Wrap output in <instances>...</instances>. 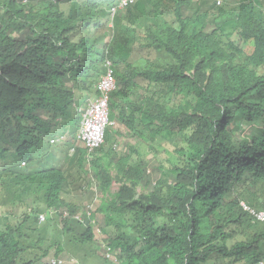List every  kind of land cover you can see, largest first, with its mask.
<instances>
[{
  "label": "trees",
  "instance_id": "trees-1",
  "mask_svg": "<svg viewBox=\"0 0 264 264\" xmlns=\"http://www.w3.org/2000/svg\"><path fill=\"white\" fill-rule=\"evenodd\" d=\"M104 2L0 0V194L16 198L23 191L47 208L77 210L63 197L65 169L80 167L85 154L76 147L68 156L84 99L76 106L72 100L75 89H90L105 58L115 67L109 106L118 125L92 153L101 198L85 222L54 214L39 225L41 207H28L20 219L4 215L0 264H36L55 244L58 256L63 241L114 264L96 255L97 213L119 264H251L264 257V222L240 205L264 208V0H239L226 18L214 2L186 16L187 0H137L114 18L113 28L130 42L123 59L113 53L119 37L110 35ZM15 31L22 34L18 41ZM62 51L84 52L87 61H58ZM44 100L51 116L68 121L64 144L52 146V130L32 113ZM244 124L248 130L236 137ZM126 133L148 143L183 141L174 148L183 159L159 164L156 186L149 176L144 182L135 143L114 161V144ZM50 153L60 161L49 164ZM113 181L119 186L111 194ZM90 185L81 194L89 201ZM49 228L65 240L54 234L46 243Z\"/></svg>",
  "mask_w": 264,
  "mask_h": 264
},
{
  "label": "rangeland",
  "instance_id": "rangeland-1",
  "mask_svg": "<svg viewBox=\"0 0 264 264\" xmlns=\"http://www.w3.org/2000/svg\"><path fill=\"white\" fill-rule=\"evenodd\" d=\"M224 1L226 2L227 0H224ZM223 5H224V3H223ZM236 5H237V0H230L229 5H227L228 13L223 18H226L228 15H231V12H235V10H233V8ZM192 10H193V8L191 7L187 10V12L191 13ZM228 20H230V21L233 20V17L228 19ZM109 31L111 32L110 35L113 36V38L119 37L113 43L114 55L119 57V58H122V59L125 58L126 56L129 57L130 56V50L128 51V53L126 55L127 49H126L125 43L127 41H126L125 37L119 35L120 32L116 28L114 30H109ZM96 34L97 33L95 32L94 34H92V36H94ZM18 35H19L18 33H13L14 37H17ZM109 42L112 43V39L109 38ZM127 44L130 45V42L128 41ZM82 53H84V52H82ZM84 54H86V53H84ZM82 60L84 61L83 58H82ZM86 61H87V59H86ZM81 64H83L82 61H81ZM139 79H141V78H139ZM144 83H146V82H144ZM85 95H86V92H84V93L82 92V94L78 100H81V98ZM247 130H248V125L244 124L241 127V131L237 130L235 132L236 137L241 138L240 135L242 133L244 135ZM66 139H68L67 133H66ZM131 144H134L133 147H137L138 148L137 150L139 152V154L135 155L134 160L139 162L143 167H146V173L148 175L144 178V182L147 180L148 176H149V179L152 178V182L157 181V178L160 177L159 176L160 172L156 171L155 168H157L159 164L167 166L169 164L168 162L174 161V163H175L176 160H180L183 158V156H180L177 153V151L174 150V148H179L181 145H183L184 144L183 141L179 142V141L175 140V141L171 142L168 139H157L156 141L148 143V142H145L143 140H138L137 137L132 136V135H127V136L123 135L122 138L120 139L119 151L125 149L124 145L126 147H129V146H131ZM117 157H118V155H116L115 159ZM55 159H58V157L56 156ZM46 160L49 161V160H51V158L47 156ZM75 168H77V167H75ZM163 170H164V167H163ZM94 172H95V169L92 167V164L89 168L88 163L87 162L84 163L83 161H82V164L80 165V167H78V173H76L75 169L71 170L70 175L68 172H66L67 173L66 176L68 177V180L72 183H70L68 185V187H69L68 191L66 190V192L63 194L65 199L67 201L78 202V204H82V202H83V204L85 202L87 203L89 200H86L83 196L79 195V193H78V200L81 202L75 201L73 195H76L77 193H74V190L79 189V184H82L83 188H84L85 183L88 180H90L92 182L91 188L97 186L98 182H97V178L94 177ZM144 182H143V185H144ZM118 186H119L118 183L112 182V184L109 186V191L111 193H114L115 190H117ZM31 187H32V189H34L35 185L31 186ZM5 188L8 190L9 194H12L13 187L11 185L6 183ZM83 188H80V190L82 191ZM145 188H146V190L151 189V187H149V186H146ZM242 188H243V184H239L238 185V191H240ZM141 190H142V188L139 187L138 191L141 192ZM98 192H99V190H98ZM99 194L101 195L100 192H99ZM98 202H99V198H98ZM97 203L93 204L91 206V209L96 207ZM7 204L11 205V207H10L11 212L15 213L16 215H19L18 219H20V215L24 214V211L26 209H28V207H31L32 209L45 207L43 202L41 201V199L34 198V196L32 194H28L27 192H23V191H17L16 198H14L12 195L9 198L4 193L0 194V213H3L6 210ZM129 216H130V214H129ZM96 221L98 222V224L100 226H102V224H103L102 214H100V213L96 214ZM99 225L94 226L95 243L97 244L96 246L98 248L96 255L97 256H99V255L104 256L107 259L111 260L110 262H113L114 264H119L114 253H112V252H110L109 254L105 253V251H104L105 247L104 246L107 245V238L101 230L100 231L97 230L98 228H100ZM59 226H61V224H59ZM37 234H38V232H35V235H37ZM43 234L47 238L46 243L49 242V240L51 239V237H53L54 234L55 235H58V234L61 235V239H60L61 241L65 240V237H64L65 234L58 233L55 230H53V234H52V231L50 228H49V233H46L44 231ZM68 244L65 245L64 241H63L59 245V247L63 248L64 250L58 256H54L55 250H56V248H55L56 244L51 246L49 251H48V255H46L45 257L40 259L36 264H49L53 260V258H55V257L62 258L64 260L63 264H103V262L100 259L101 257L100 258L91 257V256L87 257L84 255V252L82 250H78L77 247L70 246V243H68ZM87 251H89V247H88ZM115 254L117 256L116 251H115ZM109 260H107V261H109ZM20 264H22V262Z\"/></svg>",
  "mask_w": 264,
  "mask_h": 264
},
{
  "label": "clouds",
  "instance_id": "clouds-1",
  "mask_svg": "<svg viewBox=\"0 0 264 264\" xmlns=\"http://www.w3.org/2000/svg\"><path fill=\"white\" fill-rule=\"evenodd\" d=\"M136 1L137 0H106V2H104V4L102 5V7L104 8V10H106V8H107V12L109 14V17L107 18L108 21H107V24H106L108 30H114L113 25H114V18H115V16L118 13L124 11V9L127 8V6L132 5V4H135ZM173 1L175 3V0H173ZM209 2H214L215 3V6H216L215 11H217V8L221 7L222 8V11L224 13H226L228 11L227 5H229L230 0H227L226 2L224 0H187L186 5L183 7V12H184V14L186 16L193 15L194 12L198 8L200 10L205 9V7L209 5ZM238 2H239V0H237V3ZM223 3H224L225 6L223 5ZM191 7L193 8V10H192L191 13H188L187 10L189 8H191ZM0 13H2V9L1 8H0ZM13 33H18L19 35L17 37H14L13 36ZM13 33L11 34V36L18 41L19 40V37L22 34L20 32H18V31H15ZM57 45H60V43H57ZM54 58H56L58 61L71 62L72 63L73 61H76L79 58L80 59L83 58L84 60H86L87 59V56H84L82 52H76L75 53V56L65 55L64 52L62 51L60 54L55 55ZM106 60H109L111 62L112 74H113V77L115 79V88L110 91L109 98L107 100V106L109 108V120L112 121V123L109 124L108 127L105 129V134H106V130L108 128H110L112 126L113 127H116L117 123L114 120H112V118L110 117L111 108H110L109 104H110V101H111L112 92L117 87V81H116V77L114 75V70H115L114 64H113V62L109 58H105V60L103 62L102 72L100 74H98L97 77L92 78V79H95V80L93 82H91L90 89L85 90V91H82V90L80 91L79 89H75L74 90V98L72 100L73 101V105L76 106L78 102H81V100H78V99L81 96L82 92L83 93L86 92V95L82 97L84 99L83 100V103L80 104L77 107V111H78L77 114H76L77 124H76V127H75V132L73 134L74 144L68 150V156H71L76 151V147H82V148H84L85 149V154H84V157H83L82 161L84 163L87 162L89 168L91 166L92 153H94V151L97 150L104 143V141H105V134H104V141L98 147H96V148H94V149H92L90 151L84 145V142L78 137V134H79V131H80V127L82 126L81 119H82V114H83L82 112H83L84 106L89 101L96 99L99 96V94H100L99 91L97 90V83L99 82V80L101 79V77L105 74V71H106L105 62H106ZM89 92H91V93H89ZM42 103H44L43 106L42 105H36V106H34L35 109L32 111V113L34 115H36V117H38L42 122H45V124L48 126V130H52L50 136H48L49 142H50V144L52 146H54L56 144L57 145L64 144L65 141L67 140L66 139V133L68 134V138H69V131H70L69 129H70V126H69V124H66V123H68V121L65 120L64 117L61 116V115H58L56 117L51 116L49 114V112H48V108L49 107L46 106L47 105L46 101L44 100V101H42ZM78 115H79V117H78ZM54 130H55V132H54ZM127 135L128 134L126 133V136ZM121 138L122 137H119V144H117V145L114 144V148L116 149V152H115V154L113 156L114 161H115V157H116L117 153H119V152H125L129 148V147H126L124 145L125 149L119 151L120 139ZM138 140H140V139H138ZM183 145H186V144L184 143ZM51 154L52 153H50L49 157L52 158V159L50 160L49 164H54V163L60 161V159H55L56 156H58L59 154L58 155L56 154V155H53V156H51ZM58 158H59V156H58ZM82 161H81V164H82ZM20 167L25 168L26 167V162L25 161H22L21 164H20ZM75 167L76 166L70 168L68 166L69 169L68 170L65 169V174L67 175L66 172H68L69 175H70L71 170H73V169H75L76 170V173H78V168H75ZM157 180H158V178H157ZM97 182H98V180H97ZM70 183H72V182L69 181V184ZM91 184H92V182H91ZM152 184L154 186L157 185L156 182H152ZM97 187L98 186L93 187L94 190H95V195H93V199L91 201H88L87 203L85 202L84 204H83V202H82V204H78V202H75L77 204L78 208H77V210L74 213L71 214L69 212V209L66 208V207H62V208H55V207L47 208V207H43L44 210L39 211L38 214H37V217H38L37 218V222L39 224H42V223H44V222L47 221V218L48 217H51L54 214H57L58 218L61 219V220L62 219H65V218H68V217H72V218H74V219H76V220L84 223L86 217H89L90 214L93 212V210H95V208H96V207H94L93 209H91V206L93 204H95V203L98 202V198H99V200L101 198V195L99 194V192L101 193V191ZM68 188L69 187H67V191H68ZM98 190H99V192H98ZM74 193H77L76 195H73L75 201H79L78 200V193H79V195H81L83 193L80 190V186H79V189H75L74 190ZM69 202H72V201H69ZM79 202H81V201H79ZM240 205H241V207L244 210H247L251 215H253L257 219V221L264 222V218H262V219L261 218H258V215L260 213L264 212V208H261L259 210H255L249 204H247L244 200H241L240 201ZM10 207H11V205L10 204H7L6 210L3 213H0V218H4V215H10V214L14 215L13 212H11ZM40 215H43L44 216V219L43 220L40 219ZM263 216H264V214H263ZM91 222L93 223V221H91ZM97 230H99V229H97ZM104 247H105V249H104L105 253H108L109 254L110 253L109 248L106 247V246H104ZM260 261H263L264 262V257L258 258L257 260H255L251 264H258ZM63 263H64V260L62 258H60V257H55L50 262V264H63Z\"/></svg>",
  "mask_w": 264,
  "mask_h": 264
},
{
  "label": "built area",
  "instance_id": "built-area-1",
  "mask_svg": "<svg viewBox=\"0 0 264 264\" xmlns=\"http://www.w3.org/2000/svg\"><path fill=\"white\" fill-rule=\"evenodd\" d=\"M105 65V74L97 83V90L100 94L96 99L89 101L82 112V126L78 137L84 142L89 151L98 147L104 141L105 129L112 123L109 120L107 100L110 91L115 88V79L112 74L111 62L106 60ZM262 213L264 214V212ZM262 213L258 215V218H264ZM40 219L43 220L44 216L40 215ZM258 264H264V262L260 261Z\"/></svg>",
  "mask_w": 264,
  "mask_h": 264
}]
</instances>
